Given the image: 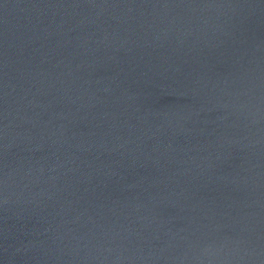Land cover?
<instances>
[{"label":"water","instance_id":"obj_1","mask_svg":"<svg viewBox=\"0 0 264 264\" xmlns=\"http://www.w3.org/2000/svg\"><path fill=\"white\" fill-rule=\"evenodd\" d=\"M0 264H264V0H0Z\"/></svg>","mask_w":264,"mask_h":264}]
</instances>
